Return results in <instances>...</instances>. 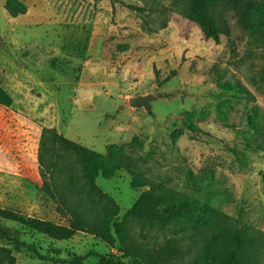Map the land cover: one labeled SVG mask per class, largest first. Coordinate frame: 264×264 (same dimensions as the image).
<instances>
[{
	"label": "rangeland",
	"instance_id": "1",
	"mask_svg": "<svg viewBox=\"0 0 264 264\" xmlns=\"http://www.w3.org/2000/svg\"><path fill=\"white\" fill-rule=\"evenodd\" d=\"M29 2L35 15L16 23L0 3V208L66 224L42 191L41 135L53 128L101 154L119 145L145 176L264 233V36L238 22L239 10L225 14L232 52L226 37L181 12L187 0ZM15 24L23 43L9 41L18 35ZM147 95L155 97L150 111L130 106ZM96 183L118 203L120 219L131 213L163 227L174 207L153 198L151 187L131 188L126 170ZM134 231L143 243L139 226ZM166 237L152 234L148 243L162 246L130 254L188 264L182 245H165ZM23 240L55 258L112 253L132 264L117 244L81 232L67 241L25 232ZM16 257L18 264H52ZM98 262L92 256L84 264Z\"/></svg>",
	"mask_w": 264,
	"mask_h": 264
},
{
	"label": "trees",
	"instance_id": "2",
	"mask_svg": "<svg viewBox=\"0 0 264 264\" xmlns=\"http://www.w3.org/2000/svg\"><path fill=\"white\" fill-rule=\"evenodd\" d=\"M131 8L145 12L144 8ZM5 9L11 17L25 15L28 11L27 5L20 0H7ZM231 10H239L237 20L250 33L264 36V0H187L181 12L194 23L226 37L234 52L225 18ZM250 120L258 131L255 120ZM188 128L198 131L191 122ZM182 134V130L175 131L174 138ZM259 148L264 150V142ZM39 164L42 191L57 203L66 224L0 208V264H18L16 255L22 253L52 264H84L92 256L99 258L98 264H129L112 253H89L69 259L43 255L35 244L23 240L25 232L55 241L70 240L79 232L96 236L111 247L117 244L120 252L132 259V264H158L151 257L130 252L162 246L161 243L151 245L148 239L152 234L168 232L172 237L164 238L165 245L181 244L188 264H264V233L252 230L242 221H234L193 193L179 191L163 180L145 176L135 169L133 155L125 153L119 145H108L106 153L101 154L65 138L53 128H43ZM122 170L130 173L131 188L151 187L153 198H168L174 202L165 226L131 213L120 219V206L96 181L99 177L111 180ZM135 226L140 228L143 243L135 237Z\"/></svg>",
	"mask_w": 264,
	"mask_h": 264
},
{
	"label": "crops",
	"instance_id": "3",
	"mask_svg": "<svg viewBox=\"0 0 264 264\" xmlns=\"http://www.w3.org/2000/svg\"><path fill=\"white\" fill-rule=\"evenodd\" d=\"M20 1H22V2H24L25 4H27L28 6V11H27V13L25 14V15H20V16H18V17H11L9 14V16L11 17V20H12V23H16V22H18V20H20V18H22V17H24V16H27L28 18H30V17H32L33 15H35V13H33V11L31 10V7H30V2H29V0H20ZM6 2H7V0H1V5H3L4 6V8H5V4H6ZM6 10V9H5ZM7 12V11H6ZM32 25H34V24H29V26H32ZM17 27V28H16ZM12 33H18V35L16 36V37H13L12 39H9V41H10V43H12V44H20V43H23V36L20 34V32H22L21 30H20V28L18 27V26H16V24H15V27H13V29H12ZM20 31V32H19ZM37 42L38 41H36L35 43H31L30 45L31 46H36V44H37ZM1 83H2V86H3V81H2V79H1ZM9 90V89H8Z\"/></svg>",
	"mask_w": 264,
	"mask_h": 264
},
{
	"label": "water",
	"instance_id": "4",
	"mask_svg": "<svg viewBox=\"0 0 264 264\" xmlns=\"http://www.w3.org/2000/svg\"><path fill=\"white\" fill-rule=\"evenodd\" d=\"M155 97L152 95H147L143 97H135L129 99V104L132 107L140 108L144 107L147 111L151 110V101L154 100Z\"/></svg>",
	"mask_w": 264,
	"mask_h": 264
}]
</instances>
